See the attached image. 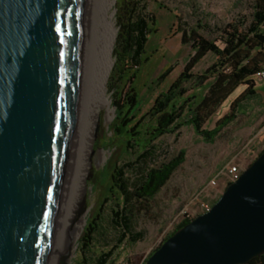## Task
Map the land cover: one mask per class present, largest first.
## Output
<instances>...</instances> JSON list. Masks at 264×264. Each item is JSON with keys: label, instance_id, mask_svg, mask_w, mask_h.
I'll list each match as a JSON object with an SVG mask.
<instances>
[{"label": "rangeland", "instance_id": "rangeland-1", "mask_svg": "<svg viewBox=\"0 0 264 264\" xmlns=\"http://www.w3.org/2000/svg\"><path fill=\"white\" fill-rule=\"evenodd\" d=\"M113 1L117 22L121 0ZM257 1L151 0L158 31L150 39L149 58L138 77L124 84L115 63L108 83L112 105L95 118L92 162L77 205L79 218L88 212L87 221L67 264L83 260L80 241L88 235L89 220L103 208L108 186L102 170L108 162L111 168L121 166L123 223L128 227L112 264H144L184 219H195L219 201L231 184L230 164L246 170L259 157L264 149V93L255 82L250 92L242 83V66L250 53L234 37L241 24L252 20ZM194 37H200V44L195 45ZM229 43L237 48L231 57L225 53ZM131 114L136 119L130 131L140 142L137 151L125 154L129 137L115 126ZM181 153L185 162L151 196L156 172ZM110 233L108 242L114 244L117 232Z\"/></svg>", "mask_w": 264, "mask_h": 264}, {"label": "water", "instance_id": "water-1", "mask_svg": "<svg viewBox=\"0 0 264 264\" xmlns=\"http://www.w3.org/2000/svg\"><path fill=\"white\" fill-rule=\"evenodd\" d=\"M98 0H0V264H52L78 149ZM264 254V152L147 264Z\"/></svg>", "mask_w": 264, "mask_h": 264}, {"label": "trees", "instance_id": "trees-1", "mask_svg": "<svg viewBox=\"0 0 264 264\" xmlns=\"http://www.w3.org/2000/svg\"><path fill=\"white\" fill-rule=\"evenodd\" d=\"M150 7L151 0H121L119 12L117 13L119 31L115 57L117 58L116 67L122 72L120 80L123 84L136 79L149 58L148 45L151 37L158 31L157 19ZM241 26L243 29L237 28L234 37L235 41H240L238 47L244 46V49L250 53L246 63L242 66V82L250 87L254 84L253 77L257 76L258 72L264 69V0L257 1L256 12L252 20L247 25L241 24ZM231 36L233 35L231 34ZM192 40H195V45L200 44V37H194ZM184 41L188 42L187 39H184ZM233 45V43H229V47L225 48L227 57H231L236 52L237 48L233 47ZM132 103H129L128 108L132 106ZM114 105L118 106V103H114ZM134 119H136L135 116L131 114L126 117L122 124H116L115 126L118 128L121 136L127 135L129 137L126 142L127 148L125 154L133 149L137 151L139 147L140 141L130 131L132 125L135 124ZM127 122L128 124H126ZM147 131L144 129V132L147 133ZM154 131L156 130L154 129ZM263 152L264 149L259 153V156ZM185 160V154L181 153L156 172L154 181L150 187L151 196L158 195L164 189L175 171ZM102 175L105 183H107L108 191L106 192L104 203L102 204L103 208H101L100 213L88 222L86 227L88 235L84 236L80 241L79 248L83 253V260H80L79 264H112L116 251L127 238L128 227L123 223L124 187L120 164L117 163L111 168L108 162L105 169L102 170ZM192 220V218L184 219L173 234ZM111 230L117 232L114 244H109L108 242ZM87 237L92 238V240H87ZM102 244H104L105 248H100ZM155 251L150 254L148 259ZM148 259L144 264H147ZM248 264H264V254L254 258Z\"/></svg>", "mask_w": 264, "mask_h": 264}, {"label": "bare ground", "instance_id": "bare-ground-1", "mask_svg": "<svg viewBox=\"0 0 264 264\" xmlns=\"http://www.w3.org/2000/svg\"><path fill=\"white\" fill-rule=\"evenodd\" d=\"M114 5L115 1L113 0H98L97 4L87 93L78 149L60 237L52 264L69 263L70 256L75 251L74 243L83 232L87 221L88 212L79 218L80 213L78 211L81 204L79 207L77 205L79 199L83 200L84 198L85 179L89 173L88 166L92 162L90 152L93 147L92 135L96 115L101 108L112 105V100L108 95V83L116 63L114 50L119 31L115 21V12L111 13ZM108 112L112 117L114 109L110 108ZM72 221L77 222L74 224Z\"/></svg>", "mask_w": 264, "mask_h": 264}, {"label": "built area", "instance_id": "built-area-1", "mask_svg": "<svg viewBox=\"0 0 264 264\" xmlns=\"http://www.w3.org/2000/svg\"><path fill=\"white\" fill-rule=\"evenodd\" d=\"M257 76L260 79H264V69L258 72ZM244 170L238 163H232L228 166L227 175L230 178L231 183L239 180L243 174ZM218 182L217 178L213 180V183L216 184ZM212 207H207L206 211L211 210Z\"/></svg>", "mask_w": 264, "mask_h": 264}, {"label": "crops", "instance_id": "crops-1", "mask_svg": "<svg viewBox=\"0 0 264 264\" xmlns=\"http://www.w3.org/2000/svg\"><path fill=\"white\" fill-rule=\"evenodd\" d=\"M254 82L257 85V89H260L261 92L264 93V79H260L259 77H257L256 75L253 77ZM243 83V82H242ZM240 83V84H242ZM246 84V83H245ZM252 86L249 87V89H251ZM248 89V90H249Z\"/></svg>", "mask_w": 264, "mask_h": 264}]
</instances>
